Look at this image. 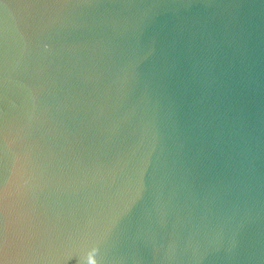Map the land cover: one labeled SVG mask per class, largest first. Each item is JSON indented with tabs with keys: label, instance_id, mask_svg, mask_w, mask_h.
Masks as SVG:
<instances>
[{
	"label": "water",
	"instance_id": "obj_1",
	"mask_svg": "<svg viewBox=\"0 0 264 264\" xmlns=\"http://www.w3.org/2000/svg\"><path fill=\"white\" fill-rule=\"evenodd\" d=\"M0 264H264V0H0Z\"/></svg>",
	"mask_w": 264,
	"mask_h": 264
}]
</instances>
